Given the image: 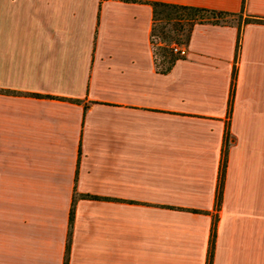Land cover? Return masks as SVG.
Masks as SVG:
<instances>
[{
	"label": "crops",
	"instance_id": "obj_1",
	"mask_svg": "<svg viewBox=\"0 0 264 264\" xmlns=\"http://www.w3.org/2000/svg\"><path fill=\"white\" fill-rule=\"evenodd\" d=\"M151 2L242 13L195 25L164 71ZM250 17L264 0H0V203L17 245L0 264H206L214 221L212 264H264Z\"/></svg>",
	"mask_w": 264,
	"mask_h": 264
},
{
	"label": "trees",
	"instance_id": "obj_2",
	"mask_svg": "<svg viewBox=\"0 0 264 264\" xmlns=\"http://www.w3.org/2000/svg\"><path fill=\"white\" fill-rule=\"evenodd\" d=\"M245 0H242V9ZM152 7V30L151 38L154 36L159 37L161 40L171 43L175 41L178 44L185 45L188 42L190 33L195 25L205 24V23H225L227 18L241 17V13H227V12H217L214 10L183 6L176 4H167L159 2H151ZM245 24L247 23H262L264 20L258 18H245ZM158 23H164L163 26H157ZM170 26V31L174 33L173 36L169 35V31H165L166 26ZM159 29L158 34L154 32ZM168 56V53L164 58ZM180 59L175 54L169 53V59L166 61L167 65L163 68L164 71L169 70L170 67L175 63L176 60ZM38 96V95H35ZM224 166V163H222ZM195 212V211H193ZM73 219V211H70L69 215V229L71 228ZM215 221L212 223L210 229L209 246L206 257V264H212V257L214 251V240H215ZM67 253V249H66Z\"/></svg>",
	"mask_w": 264,
	"mask_h": 264
},
{
	"label": "rangeland",
	"instance_id": "obj_3",
	"mask_svg": "<svg viewBox=\"0 0 264 264\" xmlns=\"http://www.w3.org/2000/svg\"><path fill=\"white\" fill-rule=\"evenodd\" d=\"M231 18H227L226 21H231ZM164 23H158L157 26H163ZM170 26L167 25L165 28V31H169V35L173 36L174 33L170 31ZM159 29H157L154 34H158ZM152 45H153V51H154V57L156 64L158 65L159 68L163 69L166 67L167 63L166 61L169 59V53L172 52V47L173 46H180L181 44L176 43L175 41H172L171 43H167L163 40H161L159 37L154 36L152 38ZM168 53V56L164 58V56ZM6 208V207H5ZM3 206L0 203V256L3 253H14L17 251V245H16V240L8 237L6 231L4 230V222L3 218L7 216V212L3 213ZM5 215V216H4Z\"/></svg>",
	"mask_w": 264,
	"mask_h": 264
},
{
	"label": "built area",
	"instance_id": "obj_4",
	"mask_svg": "<svg viewBox=\"0 0 264 264\" xmlns=\"http://www.w3.org/2000/svg\"><path fill=\"white\" fill-rule=\"evenodd\" d=\"M172 52H173V54H175L179 58H183V57L186 56V48H185L184 45L173 46L172 47Z\"/></svg>",
	"mask_w": 264,
	"mask_h": 264
}]
</instances>
